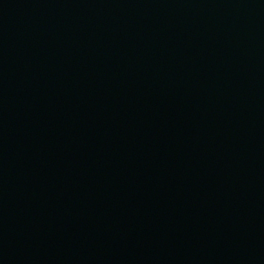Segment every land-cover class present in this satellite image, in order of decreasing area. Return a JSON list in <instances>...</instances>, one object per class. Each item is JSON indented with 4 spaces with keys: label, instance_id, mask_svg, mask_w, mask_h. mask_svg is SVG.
I'll use <instances>...</instances> for the list:
<instances>
[{
    "label": "water",
    "instance_id": "1",
    "mask_svg": "<svg viewBox=\"0 0 264 264\" xmlns=\"http://www.w3.org/2000/svg\"><path fill=\"white\" fill-rule=\"evenodd\" d=\"M0 264H264V0H0Z\"/></svg>",
    "mask_w": 264,
    "mask_h": 264
}]
</instances>
